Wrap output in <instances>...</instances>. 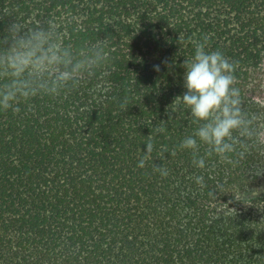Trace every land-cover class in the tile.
Segmentation results:
<instances>
[{
	"label": "trees",
	"instance_id": "obj_1",
	"mask_svg": "<svg viewBox=\"0 0 264 264\" xmlns=\"http://www.w3.org/2000/svg\"><path fill=\"white\" fill-rule=\"evenodd\" d=\"M13 18L54 19L109 62L0 111V264H264V0H0V39ZM205 37L258 135L235 165L199 169L179 147L195 129L179 97Z\"/></svg>",
	"mask_w": 264,
	"mask_h": 264
},
{
	"label": "clouds",
	"instance_id": "obj_2",
	"mask_svg": "<svg viewBox=\"0 0 264 264\" xmlns=\"http://www.w3.org/2000/svg\"><path fill=\"white\" fill-rule=\"evenodd\" d=\"M73 20L69 17L67 23ZM108 62L104 44H67L54 19L29 25L13 18L0 39V111L16 110L19 102L35 97H59L102 71ZM182 66L186 91L179 100L195 129L183 138L180 149L191 153L193 165L199 169H205L206 157L212 156L235 165L234 157L243 159L249 141L258 135L253 118L242 105L235 65L221 51L210 50L205 37L194 44V54ZM154 69L159 71L160 66ZM202 145L207 146L204 156L199 154ZM153 150L149 140L138 167H145ZM153 171L162 177L169 175L162 165L154 166ZM195 182L203 185L204 177L197 176Z\"/></svg>",
	"mask_w": 264,
	"mask_h": 264
}]
</instances>
